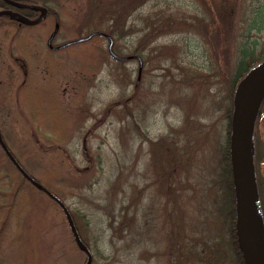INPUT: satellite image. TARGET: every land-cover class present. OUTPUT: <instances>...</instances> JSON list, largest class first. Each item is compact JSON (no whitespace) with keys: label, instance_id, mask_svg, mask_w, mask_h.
<instances>
[{"label":"rangeland","instance_id":"obj_1","mask_svg":"<svg viewBox=\"0 0 264 264\" xmlns=\"http://www.w3.org/2000/svg\"><path fill=\"white\" fill-rule=\"evenodd\" d=\"M24 1L50 5L54 14L49 13L40 25L33 24L34 27L25 25L15 28L8 21L0 19V129L5 141L35 179L46 183L60 195L75 217L81 235L91 247L92 264H168L166 255H163L168 228L161 209L164 198L146 188L140 202L136 205L130 203L134 188L148 183L152 178L147 142L136 133L134 125L138 123L136 125L141 131L155 138L171 126H178L183 108L189 107L190 114L200 118L210 128L203 147L196 151L198 165L193 174L196 178L206 174L209 178L214 176L212 167L217 166V161L209 155L213 151L212 146L219 143V153H215L223 157V137L220 135L223 121L220 126L219 114L220 108L224 107L214 106L215 102L220 101L218 96L222 91L215 94L217 89L214 86L201 82L208 64L206 44L197 31L180 35L172 32L150 42L157 49L160 43L174 40L186 44V51L180 57L183 63L187 62L185 65H189L188 74L174 68L171 62L163 63L169 64L167 70L165 67L159 68L156 62L160 61V56L155 49L148 51V48L141 50L139 58L130 56L120 61L107 55V60L99 61L94 66L90 62L86 64L81 58L83 55L79 50L86 46L73 43L70 49L51 50L46 45L56 22L59 28L52 39L53 45L77 38L74 23L84 0ZM157 1L161 3V0H149L148 7ZM174 1L189 9L204 10L205 6H209L216 17L221 15L219 13H222L223 7H232L227 31L230 44L247 2ZM146 12L145 9L140 13L135 12L136 26H144L151 20H148ZM151 15H154L153 12ZM140 37L134 33L114 39L113 50L120 56L133 55L132 47ZM259 37L264 40V33H259ZM107 44L108 39L101 37L86 49L97 46L108 52ZM211 46H214L213 42ZM47 55L50 57L48 64H45L43 62ZM148 56L152 62L143 61ZM209 57L215 65L211 53ZM226 58L229 59L228 55L224 57L220 54L217 66H223ZM164 59L168 61V57ZM99 60H102V56ZM139 60L143 64L137 78ZM91 69H97V72H90ZM172 74L174 80H171ZM185 77L188 78L180 82ZM27 81L34 88L41 89L36 90L41 98L37 106L39 112L41 110L38 118H31L26 104L22 105L18 100L20 88ZM29 92L28 88L26 93ZM48 94L55 96L57 117L54 118L60 127L53 128V110L48 106ZM132 96L141 101L132 99ZM122 99H129L130 111L122 106ZM35 103H30L33 109ZM33 109L30 110L34 112ZM63 131L67 134L64 135ZM257 131L262 153L259 173L264 181V113L257 123ZM59 132L66 137L57 139ZM212 160H215V165ZM203 185L206 186L205 183ZM204 186L201 183L196 189ZM23 189L28 192V198H21V209L11 216L0 264H83L84 255L77 251L63 213L47 199L44 192L27 182ZM212 189L204 193L213 197L211 203H214V207L204 206L208 214L215 212L217 207L223 210L224 204L226 207L225 200L221 201V194L218 193L219 188L215 185ZM184 206L188 209V227L193 229L196 238H221L224 245L228 243L224 216L216 214L215 220L206 221V213L203 208L200 209L199 199L196 202L190 200ZM79 210L86 214V223L82 215H78ZM136 210L137 222L133 227L131 221ZM124 216L130 222L121 229ZM200 220H203L201 224H192ZM32 232L34 235L29 238ZM16 233H21V238H15ZM183 239L189 242L191 238ZM31 246L33 256L27 254ZM12 257L14 262L10 263Z\"/></svg>","mask_w":264,"mask_h":264},{"label":"trees","instance_id":"obj_2","mask_svg":"<svg viewBox=\"0 0 264 264\" xmlns=\"http://www.w3.org/2000/svg\"><path fill=\"white\" fill-rule=\"evenodd\" d=\"M148 1L149 0H84L83 8L75 18L74 24H76L77 29L76 36L80 37L91 32H103L109 35L113 39L114 43V39H122L135 33L137 36L141 37L132 47L131 53H133V55L131 56H135L136 54L142 55V49L145 50L148 48V51L155 49L156 53L161 59L168 57V61H166V59H160V61L157 60L158 62L156 63H158L157 66L159 68L162 69L165 67V69H168L169 64L164 65L163 63L171 62L172 65H174V68H179L181 71L188 74L189 65H185L187 62L183 63L180 57L181 53L186 51V44H180L177 40H174L170 43H160L157 49L153 48L154 45H151L150 42L152 40H156L158 37L170 35L172 32H177L179 33L178 35L192 31H197V33L199 32L198 36L203 41V43L206 44V53L208 58L206 72L201 76L204 77V79L200 81L214 86L215 89H217L215 94L222 91L220 97L218 96L220 101H218L217 104L216 102L213 104L215 107H224L220 108L221 112L219 114L221 120L220 126L223 121L222 130H220V135L223 137V157L221 158L220 155L216 154L219 153V143H217V145L212 146L213 151H210L209 155V157L212 159L214 157L217 161V166L212 167L214 176H211L210 178L208 174L201 178H196V176H194L193 171L198 165V162L196 163V151L203 147V143L206 141V137L210 128L208 127V124L206 127V123L201 121L200 118L197 116H192L190 114L191 112L189 107L187 106L183 108V115L180 119L179 125L171 126L168 131L155 138L148 137L143 131L139 129L138 125H136L138 123L135 122L134 129L136 133H139L140 137H143L148 145L150 163L149 167L152 178H150L151 180H149L148 183L142 186H136L134 188V194L132 195L130 203L132 205H136L138 202H140V198L145 195L144 193L146 188L151 189L156 195L164 198L161 209L163 211L164 217L166 218L168 228L165 233L167 242L163 251V255H166L168 264H188V262L189 264H245L237 246L234 227V184L232 181L229 159V134L231 129L230 118L233 107L234 93L238 82L252 67L257 65L264 58V40H260L259 37V33H264V0H247L245 8L243 9L245 12L242 14L241 20H239V26L236 30V34L233 36L231 44L229 41V33L227 31L232 13L230 8L232 7H223L222 13H219V15H221L216 17V15L213 16L209 6H205L204 10L195 8L189 9L177 4L174 0H161V3H158V1L153 2V4H151L152 7H148ZM24 2L32 4L30 1ZM38 5L42 4L39 3ZM45 6L48 8L47 15L49 13L54 14L50 5L45 4ZM0 8L13 9L15 13L28 18H34L36 16V12L33 9L14 7L7 4L3 0H0ZM142 9L147 10V18L148 20L151 18V20L148 21L144 26L138 27L136 26V18L133 16L136 11L140 13V10ZM152 12L154 14L153 16L151 15ZM46 17L35 23L34 26L40 25L46 19ZM0 19L6 20L13 24L15 28H21L25 25L34 27L33 24L22 23L16 18H11L7 14L0 15ZM101 37L105 36L97 33L91 36L89 39L76 42L75 44L87 47L94 45V43L100 40ZM212 42L214 43L213 47L211 46ZM68 47L70 49V45L63 48L66 49ZM86 47L79 50V53L83 55L81 58L86 64L90 62V64H94L95 66L97 62H104L107 60V55H110L109 52L103 50L101 47L93 46L92 48L88 49H86ZM20 48L25 50L23 46H20ZM48 48L51 50L61 49H52L49 46ZM210 53L215 59V65H213V61L210 60ZM220 54L224 57L226 55L229 57V59L226 58V60L223 62V66L220 64L217 66V59L219 58ZM101 56L102 60H99ZM49 57L50 56L47 55L43 63L48 64ZM147 60L152 62L150 56L143 59V61ZM89 71L95 73L97 72V69H91ZM188 77L190 78V76ZM188 77L182 78L180 82H183ZM171 80H174L173 74L171 75ZM34 82L36 83L35 78ZM28 88L31 91L29 94L26 93ZM36 90L41 89L38 87L34 88L32 83L30 84L29 81L24 82L20 88L18 98L20 104H26L25 108L29 111L28 114L31 118H36V116L38 118V114H41V110L39 112L37 107L41 98H39L38 95L40 94H38ZM131 98L141 101V99H137L135 96H132ZM55 100V96L48 94V106L53 110V128L60 127V124L55 121V118L57 117V111H55L57 103ZM33 101L36 102L35 109H33V107L30 105V103ZM121 101L122 106L126 108L127 111H130L131 108L128 105L129 99H122ZM26 102H28V104ZM142 107L145 108L143 105ZM39 108L41 107L39 106ZM30 109L35 111L33 112ZM263 113L264 97L259 106L254 125V131L252 134L256 184L264 223V181L259 173V159L262 153L261 140L259 139V134L257 131V123ZM0 132L4 143L16 162L28 175L35 179V177L22 165L14 151L8 146L3 137L1 129ZM62 133L64 135L67 134L66 131H63ZM65 137L66 136H62L59 132V138L57 139ZM218 141H220V139ZM215 160H212L214 165ZM6 163H8V166ZM25 182L34 186L32 182H30V180L18 170L16 164L10 159V157L0 145V255L2 254L3 242L5 237H7V232L10 229L9 223L11 216L14 212L16 213L21 209V198H28V192L26 189H23ZM209 182H211V184H208ZM40 183L62 201L60 195L55 191H52V188H50L49 185L43 183L42 181ZM201 183L202 186H204L203 183H205L206 186H210V188L208 189L206 186H204V188L196 189V187ZM215 185L217 188H219L218 193L221 194V201L222 199L225 200L226 207L224 204L223 210H219V207H217L215 212L208 214V212L205 211L204 206L213 208L214 203H211L213 197H209V193L205 196L204 193L209 192L212 187H215ZM150 186H153V188ZM38 190L44 192L47 196V199L57 206V208L64 215L61 206L53 198H51L44 190ZM189 199L195 202L198 199L201 201L200 209L203 208L204 212L206 213V221H209L210 219L215 220L216 214L217 216L219 214L224 216V220L227 221L225 234L228 237L226 239L228 243L226 245L223 244L221 238H196V236L193 235V229H189L188 227L190 224L188 218V209L186 206H184L186 202L190 201ZM77 213L78 215H82L84 223H86V214L81 213L80 210L77 211ZM70 214L80 239L87 246L91 253L90 264H92L93 255L91 247L81 235V231L78 224H76L77 221L75 217L71 212ZM202 221L203 220H200L199 223H195V221H193L192 224L196 226V224H201ZM129 222L130 221L126 219V216H124L121 222V229H123L124 226H127ZM136 222L137 210L134 211L132 216L131 224H133V227L135 226ZM86 225L87 224H85V226ZM68 230L71 238H73L69 226ZM32 233L33 234H31L29 238H32V235H34V232ZM15 235V238H21V233H16ZM207 235H211V233H208ZM183 238L191 239L188 242L184 241ZM30 241L33 242V240ZM76 249L77 251L81 252L86 259V254L81 249H79L77 245ZM27 254L30 256L34 255L32 246ZM13 260V257L10 258V263L14 262ZM103 264L113 263L104 262Z\"/></svg>","mask_w":264,"mask_h":264},{"label":"water","instance_id":"obj_3","mask_svg":"<svg viewBox=\"0 0 264 264\" xmlns=\"http://www.w3.org/2000/svg\"><path fill=\"white\" fill-rule=\"evenodd\" d=\"M7 4L18 8H30L39 11L35 18H28L15 13L13 9L0 8V15L7 14L11 18L25 24H35L42 20L48 11L44 5H32L19 0H3ZM58 30V24L54 25L53 30L47 38V44H51L53 36ZM104 34L103 32H91L87 35L75 38L58 47H63L71 43H76L89 39L94 34ZM108 38V50L111 55L119 59L127 57H119L112 50L113 39ZM142 62L139 60V73ZM264 97V58L254 67H252L238 82L233 99V107L230 118V135H229V159L232 181L234 184L235 198V234L236 241L241 256L245 264H264V225L260 210V203L256 185V173L253 161V143L252 134L254 124L259 110L260 103ZM0 145L16 164L18 170L26 176L30 182L38 189L44 190L51 198H53L62 208L73 235L74 241L79 249L83 250L86 255L84 264H90L91 253L87 246L80 239L75 228L73 219L64 205V203L45 188L40 182L28 175L23 168L16 162L6 144L4 143L0 132ZM258 215V216H257ZM255 217L258 221L259 229L255 223ZM255 223V225H254Z\"/></svg>","mask_w":264,"mask_h":264},{"label":"bare ground","instance_id":"obj_4","mask_svg":"<svg viewBox=\"0 0 264 264\" xmlns=\"http://www.w3.org/2000/svg\"><path fill=\"white\" fill-rule=\"evenodd\" d=\"M257 216H258V215H257ZM257 219H258V217H257V218L255 217V220H254V221H255V223L257 224V226H256L257 229L260 230V229H259V225H258L259 223H258ZM255 223H254V225H255Z\"/></svg>","mask_w":264,"mask_h":264},{"label":"flooded vegetation","instance_id":"obj_5","mask_svg":"<svg viewBox=\"0 0 264 264\" xmlns=\"http://www.w3.org/2000/svg\"><path fill=\"white\" fill-rule=\"evenodd\" d=\"M36 12V15H38V11H35ZM51 47L52 49H55L54 46H49ZM138 56L137 54L135 55V57Z\"/></svg>","mask_w":264,"mask_h":264}]
</instances>
